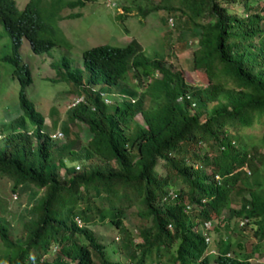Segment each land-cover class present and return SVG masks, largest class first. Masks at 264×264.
<instances>
[{"label": "trees", "instance_id": "16d2710c", "mask_svg": "<svg viewBox=\"0 0 264 264\" xmlns=\"http://www.w3.org/2000/svg\"><path fill=\"white\" fill-rule=\"evenodd\" d=\"M86 1L26 0L18 8L0 0L8 36L0 61L18 82L21 109L0 123V177L11 179L13 198L29 184L42 189L18 231L0 216V264H93L92 253L98 264H164L165 252L173 264H264L251 259L264 250V132L256 142L239 132L264 113V0H123L116 17L132 5L141 17L156 11L181 48L195 44L190 68L198 83L133 38L83 49L85 80L63 56L66 91L83 100L66 107L55 127L65 139L56 145L24 92L32 78L19 46L25 37L34 53L47 52L55 40L42 13ZM235 3L240 11L229 7ZM129 79L136 93L125 87ZM130 216L150 222L128 225ZM231 217L251 223L250 251L226 232L206 244L196 230L199 221L218 228ZM94 224L120 232L114 238L127 250L124 260L108 256Z\"/></svg>", "mask_w": 264, "mask_h": 264}, {"label": "rangeland", "instance_id": "374dc122", "mask_svg": "<svg viewBox=\"0 0 264 264\" xmlns=\"http://www.w3.org/2000/svg\"><path fill=\"white\" fill-rule=\"evenodd\" d=\"M25 1L15 0V4L18 8H21ZM119 2L117 4V0H89L81 6L69 7L63 5L55 13H50V10L42 13L48 24L50 35L55 40V43L47 52L34 53L30 49L27 39L25 37L21 38L19 54L21 60L28 65L32 78L31 82L24 86V92L34 103L35 108L43 114L48 132L55 130L56 125H59L65 119V109L75 97L74 94H69L66 91L69 90V84L60 77L64 73L62 72L64 69L62 57L67 56L70 60L69 66L77 67L81 78L85 80L86 71L82 68L81 52L92 45L103 43L120 45L133 38L145 54L164 57L165 63L173 68L183 69L185 77L189 76L191 78L189 81L198 83L194 71L190 68L191 50L195 47V44L190 42L189 48H181L178 36H176V29L170 25L169 19H167L168 24H162L159 13L156 11L141 17L136 13V6L132 5L129 13L125 14L122 19L116 17V14L122 11L120 6L123 0ZM139 3L141 6L146 5L143 0H140ZM229 7L233 10H241L236 3L229 5ZM74 11L80 13L73 17H65L68 12ZM59 15L61 17H58ZM167 41L169 42L168 45H166ZM7 46L8 36L0 27V53L7 50ZM164 52H169V54L165 55ZM128 82L125 87L135 90L136 93L138 87L133 88L130 85L132 80L129 79ZM94 87L97 88L96 85ZM109 87H106L105 90H108ZM113 88L110 87V90L106 93H109ZM17 90L18 82L10 76V66L0 61V123L7 122L21 112L17 103ZM110 95L114 97L113 92L108 96ZM136 118L139 120L140 116L136 115ZM53 120L55 121L54 127ZM80 125V137L85 139L88 137V132L83 124ZM28 126L30 127L29 123ZM239 132L244 134L249 141L256 142L259 140L264 132V113L255 119L250 126L241 127ZM64 139L63 135L61 138L54 140V143L59 145ZM1 140L0 144L2 143ZM157 169L159 172H163L161 161L157 163ZM10 185L11 179L9 177H0V216L6 218L10 229L16 232L21 224V219H26L29 215L27 206L36 202L42 193V189L29 184L21 188L19 193L16 191V198H13L12 191L9 189ZM231 206L235 207L236 205L231 204ZM221 216L227 217V209L222 210ZM231 218L230 223L228 219L224 218L223 223H219L218 228H213L212 234L209 233L208 237L218 238L226 232L231 240L239 241L241 248L250 251L252 248L251 242L257 240L253 236L251 223L239 225L238 217ZM125 221L128 225L134 226L139 222L141 224H149L150 222L143 218L138 220L137 216L125 218ZM105 226L94 224L92 228L98 238L105 244L108 256L113 259L124 260L127 250L122 248L117 238H114L120 232L113 231L111 234L108 225L105 224ZM3 248L4 245L0 242V251ZM167 255L168 253L165 252L160 258H163L164 264H173V258L167 257ZM48 257L50 256L48 255ZM251 257L254 261L264 263V250H262L261 255H259V252H253ZM92 259L93 264H98L96 254L92 253ZM144 262L146 264H156L154 261L147 263L149 262L147 258Z\"/></svg>", "mask_w": 264, "mask_h": 264}, {"label": "built area", "instance_id": "2783aa9c", "mask_svg": "<svg viewBox=\"0 0 264 264\" xmlns=\"http://www.w3.org/2000/svg\"><path fill=\"white\" fill-rule=\"evenodd\" d=\"M95 87L92 86L91 89H94ZM103 94V93H102ZM180 98V96H179ZM177 98V99H179ZM105 100H107L106 98H104ZM83 100V97L82 95H76L71 103L69 105H72V104H75L79 101ZM132 100V99H131ZM27 132H30V129L27 130ZM1 136V135H0ZM49 136L50 138L52 139H58V138H61L63 136L62 132L56 128L55 130H53L52 132H49ZM77 167V165L75 166ZM14 197V194L12 195ZM241 222V221H240ZM212 224V221L210 219H206V220H203V221H199L196 225L197 229L200 231L202 230V234L204 235V239L207 240L208 239V236L206 234V230L211 226Z\"/></svg>", "mask_w": 264, "mask_h": 264}, {"label": "clouds", "instance_id": "9594fccd", "mask_svg": "<svg viewBox=\"0 0 264 264\" xmlns=\"http://www.w3.org/2000/svg\"><path fill=\"white\" fill-rule=\"evenodd\" d=\"M196 230L201 234V236H202V238H203V241L206 243V244H209V242L211 241V239L212 238H209L208 237V239L207 240H205L204 239V235L202 234V230H198L197 229V227H196ZM212 230H213V221H212V224H211V226L206 230V234H207V236H208V234L210 233V234H212ZM207 251L209 252V253H215L216 252V249L214 248V247H209L208 249H207Z\"/></svg>", "mask_w": 264, "mask_h": 264}]
</instances>
